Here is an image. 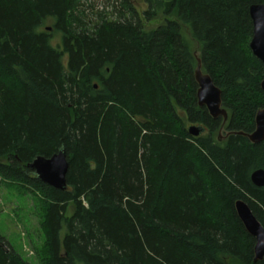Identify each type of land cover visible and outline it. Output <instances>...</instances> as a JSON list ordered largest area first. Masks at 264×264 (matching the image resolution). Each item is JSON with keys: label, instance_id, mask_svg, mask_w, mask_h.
<instances>
[{"label": "trees", "instance_id": "1", "mask_svg": "<svg viewBox=\"0 0 264 264\" xmlns=\"http://www.w3.org/2000/svg\"><path fill=\"white\" fill-rule=\"evenodd\" d=\"M133 1L90 18L82 0H0V185L37 201L38 264H264L234 211L264 227V140L237 134L264 107V0ZM197 59L226 121L197 104ZM62 148L57 190L26 165ZM0 264L30 263L0 236Z\"/></svg>", "mask_w": 264, "mask_h": 264}, {"label": "water", "instance_id": "2", "mask_svg": "<svg viewBox=\"0 0 264 264\" xmlns=\"http://www.w3.org/2000/svg\"><path fill=\"white\" fill-rule=\"evenodd\" d=\"M248 13L252 22V36L249 42V49L254 57L262 64L264 70V4H251ZM47 29H50L47 27ZM194 80L197 84L196 99L200 107H205L209 115L213 118L222 117L227 119V111L222 107L220 89L214 85L209 74L201 69L200 60L194 70ZM206 88V93L201 98V91ZM260 89L264 93V78L260 82ZM254 130L251 133L237 132L245 136L251 143H259L264 140V107L257 110L254 116ZM187 132L193 137H197L205 132L202 126L189 125ZM27 168L33 170L36 178L54 189L65 190L67 188L66 175L68 162L64 149H60L50 157L38 155ZM250 180L257 187H264V169L254 170L250 175ZM234 211L245 231L254 238V261L264 258V227L252 213L249 206L241 199L234 202Z\"/></svg>", "mask_w": 264, "mask_h": 264}, {"label": "rangeland", "instance_id": "3", "mask_svg": "<svg viewBox=\"0 0 264 264\" xmlns=\"http://www.w3.org/2000/svg\"><path fill=\"white\" fill-rule=\"evenodd\" d=\"M118 0H82L89 17L96 11L110 12ZM138 11L145 8L142 0L133 1ZM54 39L53 41H55ZM55 43V42H53ZM34 197L0 185V236L30 264H38L34 250L43 237L39 230L40 217Z\"/></svg>", "mask_w": 264, "mask_h": 264}, {"label": "clouds", "instance_id": "4", "mask_svg": "<svg viewBox=\"0 0 264 264\" xmlns=\"http://www.w3.org/2000/svg\"><path fill=\"white\" fill-rule=\"evenodd\" d=\"M205 93H206V88H205L203 91H201V98H203V95H204ZM89 167H90L91 170H94L95 167H96L95 162H94V161L90 162Z\"/></svg>", "mask_w": 264, "mask_h": 264}, {"label": "bare ground", "instance_id": "5", "mask_svg": "<svg viewBox=\"0 0 264 264\" xmlns=\"http://www.w3.org/2000/svg\"><path fill=\"white\" fill-rule=\"evenodd\" d=\"M44 25V24H43ZM47 28V27H46ZM50 28V27H49ZM51 33V32H50ZM55 33V32H54ZM49 36V35H48ZM209 129V128H208ZM242 136V135H241ZM67 159V158H66ZM68 162V161H67ZM31 170V169H30ZM33 171V170H32ZM33 174H34V172H33ZM34 176H35V174H34ZM36 177V176H35ZM42 182V181H41ZM46 184V183H45ZM48 185V184H47Z\"/></svg>", "mask_w": 264, "mask_h": 264}]
</instances>
